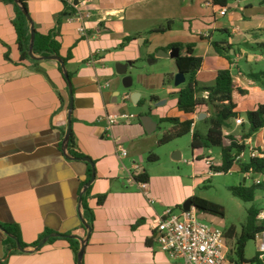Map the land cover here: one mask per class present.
Listing matches in <instances>:
<instances>
[{
	"label": "crops",
	"instance_id": "obj_1",
	"mask_svg": "<svg viewBox=\"0 0 264 264\" xmlns=\"http://www.w3.org/2000/svg\"><path fill=\"white\" fill-rule=\"evenodd\" d=\"M70 1L77 5L82 0H27V6L37 32L57 30L61 54L72 53L66 65L74 88L71 151L80 152L95 164V179L84 191L90 189L86 203L94 222L82 264H183L171 260L155 240L156 223L165 208L180 204L177 190L185 186L178 174L150 175L143 166L145 156L160 147L159 140L153 138L159 124L151 113H159L160 119H192V131L203 135L208 131V114L179 111L177 88L168 98L152 97L155 110L140 116L135 124L120 122L109 128L106 120L100 119L120 113V103L126 101L143 106L140 92L122 93L121 89L123 78L133 75L144 55L155 59L154 63L159 58L171 59L170 74L175 76V50L163 57L157 53L178 43L195 44V55L203 59L197 75L201 86L214 85L217 72L229 69L255 101L248 109L263 104L264 89L248 77L257 73L256 67L246 57L248 71L243 70L240 62L245 53L237 45L239 36L247 45L264 44V0H229L224 16L212 0H92V16L84 23L87 37L78 32L80 24L70 20ZM15 16L14 6L0 0V262L77 264L78 254L67 236L77 241L79 248L87 237L79 197L89 181L91 166L65 156L75 157L68 146L64 151L69 124L68 83L56 61L33 64L20 60ZM168 22H172L169 29L157 32ZM132 36L137 37L125 44ZM212 42L233 46L232 64L215 52ZM92 57L95 62L89 64ZM124 69L126 73L119 74ZM119 146L127 150V157H121ZM173 159L181 160L180 152L174 151ZM214 163L220 165L221 161ZM135 166L140 174L147 171L149 175L145 190L128 181ZM186 190L190 199L194 186H186ZM100 195L106 196L101 205L97 199ZM3 224L19 227L22 241L29 246L24 252L8 251ZM45 232H50L46 243L39 250L31 247Z\"/></svg>",
	"mask_w": 264,
	"mask_h": 264
},
{
	"label": "trees",
	"instance_id": "obj_2",
	"mask_svg": "<svg viewBox=\"0 0 264 264\" xmlns=\"http://www.w3.org/2000/svg\"><path fill=\"white\" fill-rule=\"evenodd\" d=\"M6 3H10L15 8V19L13 25L17 34V46L20 52V60H28L33 64H39L40 60H33L29 56L30 45V25L26 17L24 16L21 8L14 0H3ZM24 6L28 10L27 0H21ZM229 0H212V4L219 8H227ZM69 15L72 16L75 9L72 5L67 6ZM29 11V10H28ZM172 22H168L166 27L157 29V32H164L171 27ZM59 34L57 30H52L47 34H41L36 30L35 42H34V54L38 57L43 56H59L67 65L72 59L71 51H68L66 56L61 54V42L58 39ZM137 36L128 37L125 39V44L136 39ZM124 45V44H123ZM215 52L226 59L232 64V55L230 50L233 48L231 44L212 42L211 43ZM264 51V44L260 46ZM172 49H178V56L175 58L176 73H183L186 77V84L184 88H181L177 93L176 108L185 114L194 113H209L205 122L208 124V131L205 135L197 130L192 131L193 120L181 121L177 117H164L160 119V123H168L171 127L167 132L159 139L158 144L164 145L172 140L183 137L184 135L191 134V148L192 150L212 148L221 149V163L217 166H212L211 170L215 173L226 174L229 173L235 165L239 167V172L245 175L264 174V147L257 149L256 152L259 156L250 157L247 161H243L240 157L247 150L248 146L246 141L252 139L257 133L264 129V103L258 104L253 110L246 112V121L242 119L239 112V97L247 94V90L244 89L238 82H236L229 69L220 70L217 72L215 83L212 86H201L198 82L197 75L203 66V59L195 55V44H172L162 50L167 52ZM153 57V56H152ZM58 63V62H57ZM59 68L60 64L58 63ZM62 71V70H61ZM71 80L72 73L68 72ZM249 79L256 83L258 86L264 89V71L257 73H249ZM169 79L174 80V75L169 74ZM74 93V88H73ZM138 105H142L139 101ZM231 119H242V135L240 138L232 134H226V130L230 127L229 121ZM74 146L73 134L68 140L69 152L75 157H83L80 152H72L71 149ZM149 160H156L157 157L149 155ZM89 165V164H87ZM88 180L91 178L92 170L88 169ZM137 181L149 182V175L147 171H144L141 175L135 178ZM257 191H264V182H255L251 186L246 187L244 184L241 186L231 188L233 196L245 201L252 202L255 199ZM90 189H88L82 200V207L84 209V217L88 224L92 227L94 222V215L92 210L86 203V197L88 196ZM105 195L98 196V204L101 205L105 201ZM192 206L197 211H202L211 215L224 217L223 208L215 203H212L206 199L192 196L190 198ZM264 209V208H263ZM252 206L248 210V218L246 223L242 226L240 233L236 237L235 253L238 264H263L256 256L251 261L245 259V248L247 243L256 239V236L264 231V220H259V213L263 210ZM1 228L6 233V239L4 241L9 252L17 251V242L22 248L29 247L21 239V233L19 227L15 224H3ZM235 229L231 227L226 236L228 239L234 236ZM50 235V232L45 234L31 247L37 249L39 244ZM54 238H50L51 241ZM73 250L78 254L80 248L79 243L71 238H68ZM40 249V248H39ZM37 249V250H39ZM2 264V261L0 262Z\"/></svg>",
	"mask_w": 264,
	"mask_h": 264
},
{
	"label": "rangeland",
	"instance_id": "obj_3",
	"mask_svg": "<svg viewBox=\"0 0 264 264\" xmlns=\"http://www.w3.org/2000/svg\"><path fill=\"white\" fill-rule=\"evenodd\" d=\"M234 10L235 9H233L232 12ZM244 42V37L239 36L237 47L240 48L242 53H245L240 62V66L244 71H248V66L246 65L247 57L252 61L257 72L264 71L263 49L253 42L248 43V45ZM146 49L147 44L143 48V54H145ZM150 59L153 58H146L145 55L143 56L142 61L137 65L138 69L132 71L133 75L131 77L133 78V86L130 88L123 87L121 89L122 93L138 91L143 95V106L137 107L136 105H133L131 101L120 103L119 106L120 113L134 116V118L130 120L134 124L139 121L140 116L148 115L150 111L155 110L151 102L152 97L161 99L168 98L171 91H176L177 88H184L186 84L184 83L178 87L175 86L174 80L169 79L170 71L173 68L171 59L159 58L156 63L152 64L149 62ZM243 97L244 98L241 102L239 101V112L241 113L243 120L246 121V112L249 110V103L251 101L253 103L254 100H250L248 94H245ZM253 98H256V96L253 95ZM151 114L157 119L159 124L153 138L159 140L171 125L168 123H160L161 115L159 113H154L153 111ZM207 114L209 116L210 112ZM229 124L230 127L226 130V133H232L237 138H240L242 135L241 124H238L235 119H231ZM247 146V150L241 155L243 161H247L250 158L251 152L264 147V129L256 134L251 141H249ZM174 151L180 152L181 160L173 159ZM151 154L156 156L157 159L149 160L148 157ZM208 159L213 163L221 161V149L212 148L210 150H192L191 134H187L183 137L176 138L167 144L160 145V147H157L153 153L147 154L143 166L150 175L178 174L181 176L185 188H181L180 191L177 190V195H179L182 200L180 204L169 207L173 208L175 213L180 212L183 204L189 199V196H186V186H194L193 196L206 199L221 206L224 211V217L211 215L202 211H197V217L199 221L215 228H219L223 232H227L231 227H234V236L230 238L228 243L229 246L235 250V240L240 233L242 226L247 221L249 208L252 206L261 209L264 208V191H257L255 199L252 202H245L233 196L231 188L240 186L241 173L239 172V167L235 165L229 173H218L210 176V168L205 164V161ZM214 164L217 166L216 163ZM244 178L246 179L244 184L246 187L251 186L255 182H264V174L245 175ZM166 209L168 208H165V210ZM258 245V238L247 243L245 248V259L247 261H251L257 256ZM231 257L235 260L237 258L235 255Z\"/></svg>",
	"mask_w": 264,
	"mask_h": 264
},
{
	"label": "built area",
	"instance_id": "obj_4",
	"mask_svg": "<svg viewBox=\"0 0 264 264\" xmlns=\"http://www.w3.org/2000/svg\"><path fill=\"white\" fill-rule=\"evenodd\" d=\"M92 0H82L79 4L74 5L75 12L70 16V20L79 23L78 32L82 37L88 36V30L84 23L91 18L92 12L89 4ZM226 8L219 10L221 16L226 15ZM95 59L92 57L89 64H94ZM134 116L126 113H109L100 120H106L108 127L120 123L129 122ZM241 124L242 120H236ZM194 123L192 124V130ZM121 157H127L128 152L122 146H119ZM259 156V153L251 152L250 157ZM241 158V157H240ZM205 164L210 168L209 175L215 173L211 170L214 163L206 160ZM140 168L135 166L133 171H129L128 181L136 183L142 190L148 186L146 182L137 181L135 178L139 175ZM259 220H264V209L259 213ZM155 240L160 249L168 255L173 261H181L183 264H238L231 256L235 255V250L229 246V240L226 232L215 228L206 223L199 221L197 210L191 206L188 211L183 209L175 213L173 208L166 209L155 225ZM256 238L259 239L258 259L264 264V231L259 233ZM249 264V263H245Z\"/></svg>",
	"mask_w": 264,
	"mask_h": 264
},
{
	"label": "water",
	"instance_id": "obj_5",
	"mask_svg": "<svg viewBox=\"0 0 264 264\" xmlns=\"http://www.w3.org/2000/svg\"><path fill=\"white\" fill-rule=\"evenodd\" d=\"M14 2L20 6L24 16L26 17V19L28 20L29 22V25H30V45H29V56L31 59L33 60H41V61H49V60H52V61H56L60 64V67H61V70H62V73H63V76L65 78V80L67 81L68 83V88H69V95H70V104H69V114H68V128H67V131H66V134H65V140H64V151L66 152L67 151V146H68V140L71 136V133H72V124H71V118H72V111L74 109V93H73V84H72V81L70 80L69 78V75H68V71L66 69V64L65 62L62 60L61 57L59 56H43V57H38L34 54V42H35V36H36V29H35V24L31 18V15L29 13V11L27 10V8L24 6V4L22 3L21 0H14ZM172 50H175V54H172L173 57H177L178 56V49H172ZM166 52H164L163 50H161L158 54H157V57H163V56H166ZM156 60L155 59H150L149 62L150 63H154ZM126 68V67H125ZM119 74H122L124 75L126 73L125 69L123 71H118ZM123 86L125 88H130L132 87L133 85V78L130 76V75H126L124 78H123ZM186 82V77L183 73H176L175 76H174V84L175 86H180L182 84H184ZM137 97V94H134V98ZM65 156L70 159V160H76V161H83L87 164H89L91 166V170H92V174H91V178L90 180L86 183L85 187H84V190L83 192L80 193V197H79V202L80 204H82V200H83V194H84V191L91 185V183L94 181L95 179V164L94 162L91 160V158L89 157H70L68 156L66 153H65ZM178 159V158H176ZM246 182V179L244 178L243 174H240V186L245 184ZM192 206V202L191 200H187L184 204H183V207L182 209L185 210V211H188L190 209V207ZM82 222H83V225L84 227L87 229L88 233H87V237L85 240H81V247H80V250L78 252V256H77V264H82V260H83V255L85 253V248H86V243L91 235V231H92V227L87 224V222L81 218ZM68 238L71 237V236H67ZM47 241V238L44 239L40 244L39 246L37 247V249L41 248ZM17 242V249L21 252H24V248H22L18 241L16 240Z\"/></svg>",
	"mask_w": 264,
	"mask_h": 264
}]
</instances>
